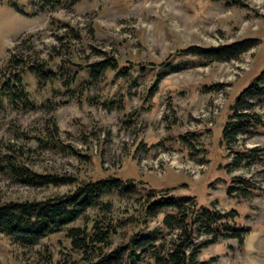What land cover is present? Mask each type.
<instances>
[{
  "label": "rangeland",
  "instance_id": "rangeland-1",
  "mask_svg": "<svg viewBox=\"0 0 264 264\" xmlns=\"http://www.w3.org/2000/svg\"><path fill=\"white\" fill-rule=\"evenodd\" d=\"M44 1L0 0V87L11 79L5 66L11 55L58 74V81L48 82L23 72L32 109H16L0 96V156L17 154L31 171L66 175L75 183L30 188L0 174V204L44 201L108 177L132 180L141 183L134 194L103 199L111 205L103 216L120 225L113 246L139 228L160 226L162 215L142 227L146 189H152L194 197L199 206L216 201L221 212L236 210L238 226L248 229L243 243L222 240L204 249L202 260L264 264V126L240 134L229 149L222 143L231 105L264 69V0H55L41 9ZM243 39L258 43L237 60L200 64L179 55L188 47ZM107 59L116 68L88 84V67ZM175 66L179 71L172 72ZM69 76L77 79L67 89ZM249 114L264 123V103ZM51 118L56 143L66 152L43 145ZM183 135L192 145L182 142ZM97 215L89 209L69 226L89 227ZM82 258L65 232L32 247L0 234V264H80Z\"/></svg>",
  "mask_w": 264,
  "mask_h": 264
},
{
  "label": "trees",
  "instance_id": "trees-1",
  "mask_svg": "<svg viewBox=\"0 0 264 264\" xmlns=\"http://www.w3.org/2000/svg\"><path fill=\"white\" fill-rule=\"evenodd\" d=\"M53 3L55 0H45L41 9H44V6H52ZM226 3L240 4L237 0ZM257 43L256 39H243L216 47H188L179 51V55L183 58L191 56L196 59L194 63L200 64L228 62L237 60ZM5 66L10 71L11 79L7 78L0 87V96H7L8 102L16 109L34 108V103L28 98V92L22 83L25 70L33 74L37 80L58 81V74L44 68L42 64L26 62L22 55L9 56ZM114 68L116 65L112 59L90 65L87 71L90 79L88 84L99 78L106 70ZM123 69L125 68L122 67L119 72L121 73ZM171 69L172 72L179 71L177 66ZM162 77L163 75L157 77L148 92L149 97ZM76 79L77 76L66 77L63 81L64 87L70 88ZM217 87L220 85L214 86ZM257 103H264V69L239 93L230 107V114L222 130V143L226 149L237 144V137L240 134L249 133L257 126H264L257 115L249 114ZM48 123V140L46 139L44 143L40 140L41 144L47 148L64 150L56 143L58 128L54 119L51 118ZM181 139L186 145H192L188 135L181 136ZM7 148L16 152L13 146ZM17 157V154L0 156V174L6 175L16 185L45 188L75 183L72 177L66 175L37 174L28 169ZM242 158L246 159L248 156L238 157L240 160ZM229 165L230 163L227 166ZM137 185L141 183L108 177L77 183L70 194L54 196L44 201L4 202L0 204V234L22 247H32L49 235L65 232L71 250L83 257L80 264H140L145 261L151 264H209L214 262L215 258L201 259L207 247L229 239H235L239 244L243 243L248 229L238 226L236 210L221 212L216 208V201L211 202L210 206H199L194 197H175L172 194L146 189L141 213L142 227H147L150 220L162 215L160 226L146 232L144 228H139L125 242L113 246V238L118 233L116 227L120 225L118 222L112 224L103 216L111 210V205L103 199L112 194L119 196L134 194L137 192ZM237 188L240 189L239 186ZM231 190L229 186L227 192ZM89 209L98 212L97 218L92 220L89 227L69 226L81 219ZM167 235H172L168 241L165 239Z\"/></svg>",
  "mask_w": 264,
  "mask_h": 264
}]
</instances>
